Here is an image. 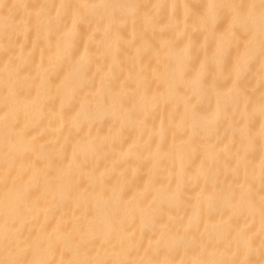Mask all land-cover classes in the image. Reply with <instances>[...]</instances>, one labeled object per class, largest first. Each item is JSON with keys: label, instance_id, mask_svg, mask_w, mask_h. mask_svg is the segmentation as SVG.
Here are the masks:
<instances>
[{"label": "bare ground", "instance_id": "1", "mask_svg": "<svg viewBox=\"0 0 264 264\" xmlns=\"http://www.w3.org/2000/svg\"><path fill=\"white\" fill-rule=\"evenodd\" d=\"M262 0H0V264H264Z\"/></svg>", "mask_w": 264, "mask_h": 264}, {"label": "clouds", "instance_id": "2", "mask_svg": "<svg viewBox=\"0 0 264 264\" xmlns=\"http://www.w3.org/2000/svg\"><path fill=\"white\" fill-rule=\"evenodd\" d=\"M240 22L248 26L259 24L261 34L264 35V0L259 7L253 6L251 12L241 13Z\"/></svg>", "mask_w": 264, "mask_h": 264}]
</instances>
